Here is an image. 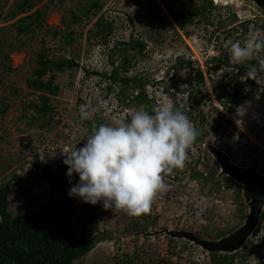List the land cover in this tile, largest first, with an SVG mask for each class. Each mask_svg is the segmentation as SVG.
Listing matches in <instances>:
<instances>
[{
    "label": "rangeland",
    "instance_id": "1",
    "mask_svg": "<svg viewBox=\"0 0 264 264\" xmlns=\"http://www.w3.org/2000/svg\"><path fill=\"white\" fill-rule=\"evenodd\" d=\"M90 1L93 0H43L36 7L48 8L42 30L23 35L19 45L21 50L12 51L10 58L4 54L10 44L17 42L12 26L14 20L0 21V42L6 47L0 52V79L3 81L0 102L9 105L7 113L0 118V183L9 180L14 173L22 179L21 183L14 182L10 188V210L13 214L23 215L42 205L63 207L66 197L61 190L52 191L49 179L38 163L50 166L61 177L64 175V181L72 187L79 182V176L76 173L71 178L66 175L68 166L63 163L62 150L67 151L74 146L79 148L86 143V138L93 131L87 121L99 124H115L120 118L128 121L131 113L142 108L126 107L118 101L122 85L118 80L111 79L110 74L115 66L124 61L123 51L113 49L119 42L126 43L134 38L147 44L142 53L133 49L129 52L132 66L127 72L122 71L121 76L142 77L145 86H153L163 80L162 88L163 84H171L178 93H186L189 88H206L197 62L192 60L195 52L201 59L221 54V49L212 48L213 42L205 31L201 17L193 16L182 27L183 20H174L163 0H101L103 9L98 15L74 22L71 10H75L79 2L87 5ZM202 1L197 0L198 3ZM241 5L251 14L262 12L252 2H242ZM10 6L6 5L5 12L11 10ZM101 14L105 20L113 22V31L109 35H93L89 39ZM56 27L60 28V33L54 37ZM47 30L50 32L47 33ZM182 31H185V38H181ZM72 33L73 37H67ZM217 35L225 37L224 33ZM261 39L264 40V35ZM226 40L228 44L242 39L236 36ZM122 47L125 48V45ZM44 49L52 57H74L80 63L76 69L58 74L57 82L61 90L52 102L57 107L56 118L61 122L51 130L32 125V110L26 111L23 106L36 97L26 81L35 66V54ZM258 56L261 58L262 52ZM9 63L11 69L5 66ZM221 64L224 63L216 62L220 65L218 67L223 66ZM85 69L99 73L87 76ZM218 73H223L216 85L221 87L230 82L235 71L226 68ZM172 76L174 78L170 81ZM133 84L130 83L128 92L136 95L137 88H133ZM262 84L264 86V79ZM249 90L246 85L242 89L247 93ZM164 99L165 103L173 105L169 95ZM82 105L90 113L87 120L80 118ZM201 108L207 118L204 131H207L210 142L225 148L240 164L264 168L262 87L243 98L229 114L217 111L211 104ZM237 120L242 122L239 127ZM196 157L186 161L182 169H175L179 179L172 178L175 173L164 177L168 190L157 195L147 215L132 217L114 208L104 209L103 201L92 205L72 196L75 200L72 219L77 234L88 237L106 232V237L87 255L86 264H166L169 260L175 264H211L207 251L186 240L169 242L164 234L155 237L127 235L130 231L170 228L190 230L208 238L207 234L234 230L243 223L245 218L242 217L247 215L248 210L241 190L239 193L238 186L230 179L221 178L212 182L218 173L213 159L208 156L205 161L195 162ZM196 165L207 173L205 179L190 178L189 174L196 171ZM58 196L62 197L56 201ZM248 248L250 257L244 263L264 264V224Z\"/></svg>",
    "mask_w": 264,
    "mask_h": 264
},
{
    "label": "trees",
    "instance_id": "2",
    "mask_svg": "<svg viewBox=\"0 0 264 264\" xmlns=\"http://www.w3.org/2000/svg\"><path fill=\"white\" fill-rule=\"evenodd\" d=\"M43 0H0V21L12 22V26L16 31L15 38L16 43L10 44L7 48L0 42V52L5 48L6 58H10V54L14 50H21L19 47L20 39L23 35L35 33L41 31L43 23L46 21L48 8H36ZM167 4L174 20H183L180 26L185 25L193 19V16L201 17L206 33H209V39L211 42L217 40L220 44L221 54L215 56L213 61L224 63L226 66H230V54L229 50L233 42L228 44L226 39L235 37L238 30L243 28V35L249 31L247 27L252 23V18H241L240 13L235 11L233 6L224 7L215 5L213 0H204L202 3H198L197 0H163ZM11 4L9 12H5L6 5ZM103 9V2L101 0L90 1L89 4L84 5L79 2L75 10H71V15L74 22H80L84 18H90L92 15H98ZM262 9V8H260ZM82 12V14H79ZM251 12V11H249ZM131 23H133L130 17ZM257 24L261 34H264V23ZM209 26L212 31L209 29ZM246 26V27H245ZM96 30H92V35L88 37L91 39L93 35H109L112 33L113 22L105 20L104 15H100L94 23ZM53 30V28H51ZM60 28H54V37H57L60 33ZM47 33L50 30L46 31ZM225 34V37L219 38L217 34ZM72 34H67V37H73ZM244 38L243 36H238ZM261 39V38H260ZM262 40V39H261ZM226 41V42H223ZM43 43L44 40H43ZM26 46L25 43H22ZM242 44V43H241ZM125 45V48L122 47ZM243 45V44H242ZM45 47V44H44ZM113 48L115 51L121 50L124 54V61L115 66L110 78L115 81H119L122 85L118 92V101L121 105L126 107H142L141 109L148 111L152 114L155 99L150 96L145 88V82L142 77H129L121 76L122 71H128L132 66V58H130L129 52L133 49L138 53H142L147 44L139 39H130L128 42H119ZM122 47V48H121ZM220 50V49H219ZM262 57L264 58V51ZM35 65L32 69L31 76L27 79L26 84L32 93L36 95L35 98L24 103L25 110H32L30 120L32 125H38L41 129L51 130L55 124H59L61 119L56 118L57 107L53 104V97H56L60 93V85L57 82L58 74H62L66 71H72L80 66V63L74 57L68 56H54L49 55L45 49L35 54L33 58ZM112 63L115 64L114 61ZM182 63V62H179ZM2 66V64L0 65ZM9 69L12 68L11 63L5 64ZM250 66H258L257 60L244 62L242 64H236L239 70L234 74V80L236 85L231 90L228 88L230 82L220 87L216 86L215 95L217 99L222 100L225 109L234 111L237 105L243 98H246L251 92L256 93L264 86L262 80L264 74L260 76L256 82L252 79H248L251 87L249 92H244L243 78L247 77V72ZM200 72V70H199ZM97 71H90L85 69V74H98ZM106 76V74H101ZM174 77H171V80ZM204 83V77L201 75ZM3 81L0 79V85ZM130 83L133 84V88H137L138 93L136 95L128 92ZM110 87V91H111ZM169 92L168 90H166ZM188 97H177L174 92H170L169 96L173 99V106L176 108L182 107V111L190 121L196 120L201 116L199 111V105L206 99H209V95L202 94L200 89H188ZM187 91V92H188ZM219 91H222L220 93ZM184 93V92H183ZM189 104V105H187ZM187 106L191 109L187 110ZM9 109V105L0 102V118L4 117ZM201 120L195 122V128L199 131L200 135L195 142H202L207 136L206 129V116L200 117ZM206 118V119H205ZM130 122V117H128ZM90 129H93V124L99 125L96 121H87ZM38 165L42 168L44 174L48 177L50 186L53 192L61 190V194L66 197L65 205L63 207L58 206H45L42 205L39 209L32 210L26 214H13L10 210V188L14 182L21 183V178L17 174H13L12 177L0 183V264H86L87 255L96 247V245L106 237L105 233L102 235H94L88 237H81L77 234L75 224L72 219V211L75 204V200L68 195L71 186L64 181V175L61 177L57 172L51 169L50 166L44 165L39 162ZM174 176L179 179L177 170H174ZM172 175V174H171ZM191 179H205L203 172L195 171L190 175ZM227 179V178H226ZM169 187L172 188L171 185ZM240 193V187H239ZM174 190H172L173 192ZM62 196L55 198L59 201ZM89 209V208H88ZM91 212V211H90ZM89 215V212H87ZM89 217V216H88ZM245 218L243 215L242 219ZM264 222V214H263ZM137 229V226H133ZM233 231L229 229L227 231H219L215 235L207 234L208 238H220ZM260 229L258 230V232ZM105 235V236H104ZM169 242L174 241V238L167 236ZM189 242V241H187ZM252 243V238L248 240L245 246L235 253H209V260L211 264H245L250 257L249 244ZM197 247V246H196ZM240 258L238 261L237 259ZM166 264H175L171 260Z\"/></svg>",
    "mask_w": 264,
    "mask_h": 264
},
{
    "label": "clouds",
    "instance_id": "3",
    "mask_svg": "<svg viewBox=\"0 0 264 264\" xmlns=\"http://www.w3.org/2000/svg\"><path fill=\"white\" fill-rule=\"evenodd\" d=\"M213 2L218 6L237 7L235 11L240 13L242 19L252 15L242 7L241 1L213 0ZM261 10L264 11L263 8ZM261 51H264V40L259 39L256 35H251L243 42V45L239 40L232 43L229 54L236 64L256 59L258 66L249 67L247 79L257 82L264 74V58L256 55ZM177 60L183 61L181 58H177ZM201 75L203 74L201 73ZM162 83H164L163 80H160L153 86H145L147 91L153 89L154 92H160L155 93L152 97L157 104L153 107L152 114L140 109L130 114V122L125 118H120L115 124L101 123L98 126L93 124V131L86 138V143L82 147L74 146L70 150H62L63 163L68 166L66 175L69 178L73 176V173L79 176V182L70 188L68 193L70 197H79L92 205L103 201L104 209L114 208L116 211H123L132 217L147 215L151 212L157 195L168 190L164 177L173 174L175 169L184 167L187 152L191 146L198 147L199 152L204 155V161L210 154L199 144L209 142L219 146L210 142L207 136L204 141L195 142L200 133L194 126L195 122L201 120L200 117L205 115L201 108L204 105L211 104L217 111L226 114L232 112L225 109L222 100L217 99L214 92L217 84H212L211 88L216 103L211 97L205 77V90L195 88L210 97L199 105L201 116L190 121L182 111L183 106L176 108L165 103L164 99L170 92H174L177 97L183 96L186 99L189 91L178 93L173 90L171 84L169 86L163 84L162 88ZM219 92L222 93V91ZM210 100L212 102H209ZM186 108L187 110L191 109L190 106ZM79 111L82 120L90 118L86 106L82 105ZM236 123L239 127L242 122L237 120ZM198 161L201 162V160H195V162ZM195 170L200 171L201 169H198V165H196ZM200 172L207 175L205 171ZM263 224L262 218L260 225L248 240L253 238L259 229H262Z\"/></svg>",
    "mask_w": 264,
    "mask_h": 264
},
{
    "label": "water",
    "instance_id": "4",
    "mask_svg": "<svg viewBox=\"0 0 264 264\" xmlns=\"http://www.w3.org/2000/svg\"><path fill=\"white\" fill-rule=\"evenodd\" d=\"M252 2L264 9V0H231ZM218 167L214 181L228 178L237 183L242 189V195L247 206V215L243 223L220 238H204L199 234L186 230L163 228L160 230L131 231L128 236L155 237L165 234L178 240H186L209 253H235L243 248L248 239L254 234L261 223L264 214V168L255 165H242L234 160L222 147L213 143H200Z\"/></svg>",
    "mask_w": 264,
    "mask_h": 264
},
{
    "label": "built area",
    "instance_id": "5",
    "mask_svg": "<svg viewBox=\"0 0 264 264\" xmlns=\"http://www.w3.org/2000/svg\"><path fill=\"white\" fill-rule=\"evenodd\" d=\"M247 17H250L252 18V23L249 24L247 27L249 28V31L247 33H245V35H243V28L239 29L236 36H243L244 38H241V43L243 44V42L248 39L251 35H256L259 39L262 37V35L264 34H261V32L256 29V26L257 24H255L256 22L259 23V24H263L264 23V11L262 10V12H259L257 14H252L250 16H247ZM246 27V26H245ZM209 29H211V27L209 26ZM185 31H182L180 32V34L182 35V38H185V35H184ZM212 48H216V50L219 51L220 48V44L217 40H213V45H212ZM220 53V52H219ZM261 52H259L258 54L256 55H259ZM198 53L195 52V54L192 55V60L197 62V65H198V68H200L202 74L204 75L205 77V80L208 84V88H209V91L211 93V97L213 98V100L215 101L214 99V96H213V91H212V84H217L218 82V79L220 76H223L222 74L220 75L218 72L219 71H222L226 68H229L230 70L234 69L235 73L233 74H236L239 70L238 67H235V62L230 61V66H226L224 64H221L223 66L221 67H218L220 65H216V63L213 61V57H211L210 59L206 58V59H201L200 57H198ZM217 56H220V55H217ZM218 73V74H217ZM231 73V72H230ZM231 74V79H230V85H229V89L231 90L232 88H234V86L236 85V81L234 80V75ZM243 83H244V86H249L251 87V84L249 82V80L247 79V77H244L243 78ZM148 93L150 94L151 97H153V95H155V93H160L159 91H155L153 89H150L148 91ZM209 102H212V100H210ZM216 103V101H215ZM197 150V152L195 151ZM197 153V154H196ZM195 155H197L196 159L197 160H201V161H204V155L201 154V152H199L198 150V147H194V146H191L190 149L188 150L187 152V160L186 161H191V158H193ZM200 169V167H199ZM200 171H204V170H200ZM206 174V173H205ZM172 178L176 179V177L173 175Z\"/></svg>",
    "mask_w": 264,
    "mask_h": 264
},
{
    "label": "flooded vegetation",
    "instance_id": "6",
    "mask_svg": "<svg viewBox=\"0 0 264 264\" xmlns=\"http://www.w3.org/2000/svg\"><path fill=\"white\" fill-rule=\"evenodd\" d=\"M234 182V181H233ZM235 183V182H234ZM236 184V186H238V188L240 187L237 183H235ZM240 189H241V187H240ZM242 190V189H241Z\"/></svg>",
    "mask_w": 264,
    "mask_h": 264
}]
</instances>
